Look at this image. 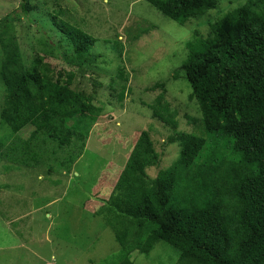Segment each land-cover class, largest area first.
<instances>
[{
    "label": "trees",
    "instance_id": "trees-1",
    "mask_svg": "<svg viewBox=\"0 0 264 264\" xmlns=\"http://www.w3.org/2000/svg\"><path fill=\"white\" fill-rule=\"evenodd\" d=\"M145 1L182 26L216 9L221 0ZM32 10L31 0H21L17 10L0 19V86L4 90L0 161L9 158L18 165L43 167L44 160L52 159L54 167L69 171L105 107L95 100L101 84L93 82L92 93L80 90L71 69L85 73L105 62L93 54L95 38L52 17L63 35L59 43L70 47V52L61 54L69 67L50 64L48 53L26 66L12 23L18 15L27 18ZM186 45V59L177 71L189 85V97L197 104L200 117L187 116L194 131L185 133L178 130L177 113L162 95L148 107L152 118L170 129L166 143L177 144L180 153L152 179L144 163L132 165L144 186L141 191L142 186L123 184L129 188L127 199L132 207L116 208L120 197L113 192L108 206L117 222L102 217L120 246L111 264H132L131 256H147L158 243L178 252L176 264H264V0H249L223 14L211 25L207 38L196 37ZM111 46L118 51L119 65L109 87L120 89L117 100L121 103L120 93L128 81L124 48L118 41ZM164 85L155 83L147 91H164ZM25 129L30 132L23 140L18 135ZM199 130L231 140L229 151H218L204 167L194 163L205 146V139L196 135ZM145 152L150 159L146 167H156L159 156L152 148L145 147ZM184 177L186 184L181 188ZM101 213L93 215L101 217ZM120 222L125 229L123 238L118 233Z\"/></svg>",
    "mask_w": 264,
    "mask_h": 264
},
{
    "label": "rangeland",
    "instance_id": "rangeland-1",
    "mask_svg": "<svg viewBox=\"0 0 264 264\" xmlns=\"http://www.w3.org/2000/svg\"><path fill=\"white\" fill-rule=\"evenodd\" d=\"M20 1L0 0V19L17 10ZM248 1L221 0L216 9L181 26L145 0H31L33 10L28 17L18 15L12 23L25 65L48 53L47 62L58 68L69 67L61 54L70 52V47L64 41L59 43L63 35L54 27L52 17L78 26L96 39L91 50L105 64L93 65L85 73L68 69L75 72V83L79 84L75 86L80 90L92 93L93 82L101 84L95 100L105 107L88 133L83 153L69 171L54 167L52 159L44 160L43 167L18 165L9 158L0 161V264H111L119 256L116 233L102 218L117 222L108 206L113 192L116 190L120 197L119 207H114H132L127 199L129 188L123 184L144 189L132 165L144 163L145 173L152 179L159 170L170 167L180 153L177 144L166 143L171 131L152 118L148 107L162 95L177 113L178 130L194 131L187 116L197 119L200 111L189 97L190 87L183 74L177 71L186 59V44L196 37L207 38L216 20ZM137 34L138 39L130 41ZM116 41L124 48L123 65L128 75L120 93L121 103L117 100L120 89L109 87L119 65L118 51L111 46ZM174 74H179L176 80L172 79ZM158 82L165 83L164 91H147ZM3 96L0 86V106ZM29 132L25 129L18 136L25 140ZM196 135L205 139L194 161L197 167L208 165L218 151L230 149L231 140L222 134L199 130ZM145 147L159 156L156 167H146L150 159ZM49 167L54 168L50 174ZM85 201L89 202L86 206ZM99 211H103L101 217L93 215ZM120 223L118 233L123 238L125 229ZM178 256L169 245L158 243L149 255H134L131 261L176 264Z\"/></svg>",
    "mask_w": 264,
    "mask_h": 264
}]
</instances>
